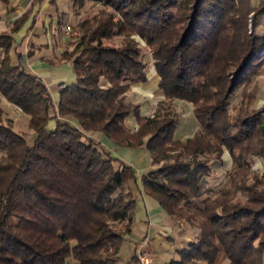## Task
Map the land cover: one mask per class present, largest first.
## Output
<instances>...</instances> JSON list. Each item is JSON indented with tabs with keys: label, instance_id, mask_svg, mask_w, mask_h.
<instances>
[{
	"label": "trees",
	"instance_id": "1",
	"mask_svg": "<svg viewBox=\"0 0 264 264\" xmlns=\"http://www.w3.org/2000/svg\"><path fill=\"white\" fill-rule=\"evenodd\" d=\"M83 1L71 0L73 6ZM90 1L111 12L78 22L75 48L62 55L76 78L57 86L56 103L40 76L21 59L11 61L13 38L0 35V101L24 112L33 130L28 143L0 106V264H122L119 248L135 209L125 186L135 171L91 138L94 132L118 146H143L153 164L163 162L142 175L143 191L200 232L167 264H214L219 252L231 264H263L264 188L255 180L236 182L249 153L264 161V105L234 119L227 108L263 67L264 0L256 8L250 0ZM113 35L123 36L121 45L103 41ZM132 35L150 48L164 96L153 117L126 101L131 86L147 80L144 53ZM246 93L238 113L254 99ZM176 99L192 104L199 125L185 140L174 137ZM130 115L134 131L125 124ZM222 146L233 158L229 181L219 197L193 206Z\"/></svg>",
	"mask_w": 264,
	"mask_h": 264
},
{
	"label": "crops",
	"instance_id": "2",
	"mask_svg": "<svg viewBox=\"0 0 264 264\" xmlns=\"http://www.w3.org/2000/svg\"><path fill=\"white\" fill-rule=\"evenodd\" d=\"M19 17L22 18L20 26L13 30V23ZM72 17L71 0H0V35L13 38L11 61L16 63L21 59L29 71L40 76L47 84L55 103L58 100L57 86L61 83L71 84L76 78L72 61L62 58L70 46V38L64 34V27L71 25ZM148 73L146 82L133 84L127 93V100L139 104V113L143 116H149L152 110V95L159 82L155 70L149 69ZM143 99L147 101V105L142 103ZM1 101L3 107L9 105L5 99ZM181 102L185 101L177 99L174 103ZM181 105L187 109L190 106L189 103V106L185 103ZM70 123L79 126L75 118H71ZM125 124L129 127L126 120ZM50 126L52 127V123ZM195 128L197 129L194 126L193 132L182 138L191 137ZM90 136L113 158L124 161L135 170L134 180L128 181L125 186L133 194L135 209L130 231L124 236L119 248L122 264H138L133 260V256L138 253L150 255L153 258L150 264H167L191 238L186 230L178 227L177 221L157 200L142 189V175L155 168L148 151L143 146H118L100 132L91 133ZM224 160L226 161V157ZM226 262L221 256L217 264Z\"/></svg>",
	"mask_w": 264,
	"mask_h": 264
},
{
	"label": "rangeland",
	"instance_id": "3",
	"mask_svg": "<svg viewBox=\"0 0 264 264\" xmlns=\"http://www.w3.org/2000/svg\"><path fill=\"white\" fill-rule=\"evenodd\" d=\"M260 1L261 0H250L252 8H256L259 5ZM102 9L106 10L107 12L109 11L111 12V9L109 7L103 6L99 2H93L90 0H84L81 5L78 4V5L73 6L72 4L73 20L71 21L70 26L73 29L77 30L80 35V31L77 28L78 22H80L81 20L85 18H90L93 15L98 14V12ZM250 20H251V14L248 16V21H247V24H248L247 29L249 31L252 29ZM79 35L76 38L69 37L70 46L65 51V53H67L68 55L71 54L72 51L74 50L76 42L78 41ZM131 37L136 41L137 46L144 53L143 61L145 62L147 73L149 72V69L155 70L154 60L152 58V53H151L150 48L146 45V43L138 35H132ZM123 39L124 38L122 35H113L110 39H106L103 41L110 45L119 46L122 44ZM128 91L126 92V101L129 103H133L127 100ZM247 91L248 92L251 91L250 95H252V97L254 95V99L250 100L247 106H244L246 109L243 108L244 111L241 110L242 113H238L240 102L243 99L245 101V97L248 95L246 93ZM160 101H164V96L161 93L160 89L156 88L152 95L151 103L153 107H152L151 112L149 113V116L151 117L154 116V112L157 109V106L160 103ZM174 102L175 100L173 101V110L176 111L181 116L178 122V125L174 130V137L185 140L186 138H182V136H184L185 134H189L193 130L194 126L197 127V129L195 128V131H194L195 133L198 130L199 125L193 115V111L191 109L193 108V106L191 103L185 101L179 104H175ZM142 103L147 105V101L144 99L142 100ZM182 103H185L187 105L189 103L190 106L189 105L188 106L190 110L187 109V107L185 106L182 107L181 105ZM228 103L229 104L227 108V116L229 119H234L235 117L241 118L246 114L247 111L249 112L254 109H258L264 105V64H263V67L260 73H258L257 75L253 77L251 84H249L246 87L243 86L239 88L234 94L230 96ZM0 106L2 107L3 112H4L3 117L13 119L15 130L24 134L26 142L30 143L32 141L33 130L28 127V116L24 112H21L20 109H18V107L16 108V106H14L11 103H9L8 106L5 105L3 107L2 101H0ZM188 111H190V113ZM126 122L128 126L132 128L133 131L137 129L138 124L136 123V119L133 115H130L128 119H126ZM135 126H136V129H134ZM225 157H226V161L224 160ZM134 158L137 159V156H135ZM245 161H246L245 167L240 169V171L243 172V174L240 173V177L238 178L236 183H239L240 182L239 179L241 180L242 178L244 179V182L247 184L255 180L259 182L258 183L259 187L264 188V161L260 159L259 157H257L256 155H253L251 153H249V155L247 156V160ZM162 163L163 162L160 161L159 163L155 164V168L162 165ZM233 165H234L233 158H232L230 151L225 146H222L220 158L213 159V161L210 164V167H211L210 174L208 176H204L200 181V186L204 192L201 198H198L195 202H193V206L195 205V206L202 208L203 198L207 197L209 199H215L221 195L222 188L226 186L229 181V178H230L229 174L231 171H233ZM233 193H234L233 191H230V196L232 198L237 199V200L239 199V201L244 202L245 200L244 196H242L239 192L235 193V195ZM175 220L177 221L179 228H181L182 230H186L187 234L191 238L190 240L194 241L199 238V233H200L199 228L188 224L183 219H175ZM124 225L125 223H122L118 227L122 228ZM221 256L227 260L226 264H231L229 259L224 254V252L218 253L214 264H217L220 261ZM263 261H264V252H263V257H262V262ZM203 262L204 261H201L200 264H202ZM69 264H76V262L74 260H71Z\"/></svg>",
	"mask_w": 264,
	"mask_h": 264
},
{
	"label": "built area",
	"instance_id": "4",
	"mask_svg": "<svg viewBox=\"0 0 264 264\" xmlns=\"http://www.w3.org/2000/svg\"><path fill=\"white\" fill-rule=\"evenodd\" d=\"M2 20L0 19V23ZM64 34L68 37H74L76 38L79 35V32L75 29H73L71 26H65L64 27ZM136 129V126L134 127ZM153 258L150 255H147L145 253H138L136 255V262L138 264H150L152 262Z\"/></svg>",
	"mask_w": 264,
	"mask_h": 264
}]
</instances>
